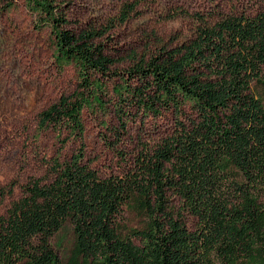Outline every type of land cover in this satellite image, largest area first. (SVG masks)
<instances>
[{
  "label": "trees",
  "instance_id": "16d2710c",
  "mask_svg": "<svg viewBox=\"0 0 264 264\" xmlns=\"http://www.w3.org/2000/svg\"><path fill=\"white\" fill-rule=\"evenodd\" d=\"M255 1V12L202 20L189 40L120 72L97 40L105 32L75 33L55 2L28 0L54 28L59 64L79 76L74 93L40 113L39 128L67 132L64 144L78 147L47 160L46 175L30 178L0 216V264H264V0ZM115 77L116 144L132 110L170 113L172 126L101 176L86 161L83 111L106 105L105 80ZM126 210L146 225L126 226ZM67 220L75 244L64 262L52 239Z\"/></svg>",
  "mask_w": 264,
  "mask_h": 264
},
{
  "label": "rangeland",
  "instance_id": "374dc122",
  "mask_svg": "<svg viewBox=\"0 0 264 264\" xmlns=\"http://www.w3.org/2000/svg\"><path fill=\"white\" fill-rule=\"evenodd\" d=\"M52 1L68 20L63 28L75 33L92 29L105 32L97 40L105 44L106 52L116 60L113 69L120 72L134 65L133 57L149 56L161 46L189 40L202 20L213 23L232 13H253L260 6L255 0ZM125 14L128 18L123 20ZM54 40V28L42 23L28 0H0V216L22 195L30 178L46 175L47 160L59 154L68 158L78 147L74 138L64 144L67 132L39 128L40 113L62 95L74 93L79 83L77 68L73 64L61 66L57 61ZM117 83V77L105 80L104 107H86L83 111L86 161L101 176L121 172L142 142L157 139L172 126L170 113L143 117L132 110L129 132L116 144L114 129L121 126L110 98ZM257 91L264 101V87ZM173 203H178L175 197ZM123 223L142 228L147 217L126 210ZM52 243L67 262L75 244L70 220Z\"/></svg>",
  "mask_w": 264,
  "mask_h": 264
}]
</instances>
